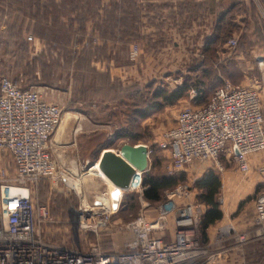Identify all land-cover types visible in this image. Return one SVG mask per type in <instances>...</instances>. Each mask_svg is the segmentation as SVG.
Masks as SVG:
<instances>
[{"label":"rangeland","instance_id":"obj_1","mask_svg":"<svg viewBox=\"0 0 264 264\" xmlns=\"http://www.w3.org/2000/svg\"><path fill=\"white\" fill-rule=\"evenodd\" d=\"M17 1L0 0V78L7 77L16 80L21 87L33 89L41 95L43 100L57 105L60 109V122L62 115L69 113L84 118L89 124L97 127L92 132V142L87 147L89 157L85 166L90 164L102 147L117 148L124 142L141 143L147 147L151 161L155 164L153 172L157 175L167 174L168 159L165 152L158 148L157 141L160 134L172 124L175 113L179 109L195 106L196 103L192 101L194 97L192 100H188L190 92H194V89L189 87L185 97L172 105H164L158 111H149L148 116L144 118L136 117L131 123V132L136 135L135 140L118 139L115 136L116 127H120L123 121L120 113L126 109L121 104L118 105V100L123 96L125 89L139 88L144 91L146 87L152 89L161 86L171 89L180 85L183 77L188 75V67L205 60L204 55L200 53L205 31L203 30V35L198 34L195 28L189 26L187 20L178 23L168 21L157 26L158 29H155L157 32L151 36L148 33V27L144 28L143 26V23L147 24L148 21L143 22L141 19V6L137 8L139 9L137 15L134 11L133 27L126 24L125 10L127 7L132 8L135 4L138 6V0H114L117 2L116 9L119 14L117 20L119 22L118 27L113 29L115 35L110 37L120 43L121 47L118 53L120 58L114 62V65L119 67V73L115 76H109L107 73L98 71L101 61L104 62L105 60L104 58L100 59L101 53L97 54L92 49L98 45L97 42L100 40L98 37L101 36L94 29L92 20L94 15L85 16V31L93 32L92 38H90L91 45H89L86 37L90 34L81 38L79 34L76 35L49 23L31 19L30 15L34 13V7L22 9L20 4L29 6L33 2L31 0ZM41 1L43 4H54L59 12H62L60 10L68 12V10L73 9V14L85 15L87 10L93 11L95 8L94 4H91L92 0L83 1L85 4L76 3V0ZM262 1L245 0L246 4H250L254 9L255 19L250 15L246 22H240V29L231 34L228 39L234 38L236 40L234 47L227 44L228 39L224 43L219 44L217 42L216 57L206 62L213 71V77L201 78L205 88L202 97L203 102L212 89L222 83L225 68L229 69V66L224 67L222 65L227 59H221V54L228 55L234 51L239 41L246 42V39L252 36L256 37V42L259 45L261 40H264ZM94 2L97 5V2ZM80 7L83 10L78 11ZM243 12L241 9L237 13L243 16ZM136 18L139 20L136 21ZM247 26L251 27L254 35L248 34L250 27L247 29ZM28 37H30L29 40ZM155 40L157 41V48L153 49L150 43L153 44ZM132 42L138 45V55L134 61L128 58V50ZM89 46H92L90 53H85L83 48ZM255 61L260 62L259 65L264 68V62L261 58ZM138 107L141 108V105ZM51 137L52 135L50 139ZM7 161L6 154L0 152V168H4L9 175L11 170ZM51 161L54 166V173L51 177L38 178L27 183L34 206L43 205L47 208L49 221L39 225L40 233L46 240L75 249H85L89 243H95L100 249L117 250L121 248L123 242L131 238V233L124 228L129 220L140 214L148 219L152 217L155 206H141L144 201L139 200L138 196L132 199L128 196L121 210L119 209L120 211L118 210L119 212L114 216V213L109 215L102 221V225L96 228V234L88 235L91 232H87L84 235L77 228L76 210L78 205L82 200L91 208L100 205V198L106 189L99 178L104 180L110 190L113 185L100 172L95 174L97 178L91 175L81 176L84 169L82 171L61 170V168L55 167L52 158ZM192 165L197 166L195 163ZM201 165L204 166L203 169L209 168V166L214 167L209 162ZM223 166L221 170L214 167V172L220 181L217 200L223 187L229 183L236 185L237 182H241L245 183L242 188L232 187L231 190L238 191L239 197L243 199L241 209L251 207L255 196L264 185L257 188L255 184L252 189L246 181L249 171L242 173L237 171L234 166ZM182 172L184 179L177 184L186 185L189 190V200L197 201V190L193 185L196 178L202 174L201 171L196 174L193 170ZM251 175L255 177V180L262 182L256 173H251ZM69 179L79 183L80 192L69 185L67 182ZM96 219H100V216H96ZM220 223L215 228L226 222ZM225 226L227 225L221 226L222 230ZM214 237L211 238L210 242L214 240ZM227 237L220 238L213 248L223 246L222 244H231L238 251L233 240L227 239ZM210 242L204 244H210ZM211 246L212 244L209 245V250ZM222 249L225 248L210 250L211 254L206 262L224 264L226 257L223 258ZM233 254L231 264H242L243 259L236 258L237 253L234 252ZM225 263L228 264L229 262L225 261ZM245 263L254 264L253 260Z\"/></svg>","mask_w":264,"mask_h":264},{"label":"built area","instance_id":"obj_2","mask_svg":"<svg viewBox=\"0 0 264 264\" xmlns=\"http://www.w3.org/2000/svg\"><path fill=\"white\" fill-rule=\"evenodd\" d=\"M227 44L234 47L236 40L230 38ZM137 55L138 46L132 42L128 58L134 61ZM190 93L193 98L194 92ZM59 122L57 105L43 100L35 90L21 87L16 80L0 78V152L6 154L11 170L8 175L0 168V264H204L207 261L211 249L209 244L199 241V207L189 200L188 187L183 184L164 191V199L155 206L150 219L140 214L125 224L132 237L120 249L103 252L95 243L75 249L46 240L39 225L49 221V214L45 206H34L27 183L53 175L47 145ZM157 146L167 156V174L186 168L196 174L206 162L221 170V155L233 162L239 172H247L246 156L264 150V119L257 92L222 81L203 104L179 109L173 123L160 134ZM146 151L148 154L147 147ZM90 170L94 174L99 172L96 164H89L86 171ZM257 171L264 180V161ZM141 173L134 185L130 180L126 190L115 186L108 190L99 178L106 189L102 193L105 203L101 200L100 205L91 208L80 202L76 210L80 232L96 234L102 221L121 208L123 192L140 191ZM143 205L147 206L145 202ZM166 229L170 230V239L155 235ZM219 231L210 245L222 236H228L237 247L251 240H264V190L255 196L250 230L237 232L225 226L223 235Z\"/></svg>","mask_w":264,"mask_h":264},{"label":"trees","instance_id":"obj_3","mask_svg":"<svg viewBox=\"0 0 264 264\" xmlns=\"http://www.w3.org/2000/svg\"><path fill=\"white\" fill-rule=\"evenodd\" d=\"M18 2L17 0H11V2ZM85 0H76V3H83ZM97 2V5L95 2ZM33 4H20L22 9H27L28 7H34V13L31 14V19L39 20L43 23H49L51 25L57 26L59 28L71 31L76 35L82 38L86 34H90L87 36V43L90 44V38L93 34L92 31L86 32V15H94L95 20L93 21L94 29L101 36L99 37L102 45H96L94 48L95 53L104 54L105 53V45L104 43L109 40H115L110 37L111 35H115L113 29L118 27L117 20V9H116V1L114 0H92L91 4H94L93 11L87 10L85 15L83 14H73V9L68 10H60L59 12L56 6L52 3L43 4L41 0H31ZM90 5V4H89ZM262 7L264 8V0L262 1ZM214 7V16L213 20L209 27L204 28L203 30L206 32L205 37L200 46L201 54L204 55L203 62L191 64L188 67L187 76L183 77V81L180 85L174 86L171 89H167L161 86H156L152 89L146 87L144 91L139 88L125 89L123 90V96L118 100V105L124 106L126 109L123 110L120 114L123 117V121L121 126H117L115 129V136L118 139H129L135 140L136 135L132 134V121L137 118H144L148 116L149 111H158L164 105H172L176 101L183 99L187 93L189 87L194 89L195 96L194 102L198 104H203V95L205 93L204 82L202 81V77L212 78V70L207 65L208 60L216 57L215 48L217 42L224 43L235 31L240 29V22H246L250 15L253 19H255L254 9L250 4H246L245 0H216ZM183 9H186V13H183V18L173 23H178L182 20H187L190 26V16L192 13L193 17L204 15L205 4L204 2H198L196 4L187 3L182 6ZM190 8L192 10H190ZM127 9L125 10V20L127 21L126 15L128 14ZM243 10L244 14L240 17L239 20L236 19L239 10ZM83 10L80 7L81 11ZM250 12V13H248ZM130 13V12H129ZM249 15V16H248ZM84 16V17H83ZM64 18V20H62ZM127 24V22H126ZM128 25V24H127ZM130 27V26H129ZM250 26H247V29ZM77 28V29H75ZM251 27L249 28V30ZM76 30V31H75ZM199 30H197V33ZM201 32V31H200ZM132 33V31H131ZM259 34V33H258ZM203 35V34H202ZM116 41V40H115ZM156 41V40H155ZM154 42V41H153ZM157 42L151 44L153 49L157 48ZM136 44V43H135ZM137 45V44H136ZM138 46V45H137ZM91 47L83 48L85 53H90ZM89 49V50H88ZM25 88V87H23ZM148 88V90H147ZM195 104V105H196ZM141 105V108L138 107ZM143 107V108H142ZM95 158L91 160L90 163L94 162ZM155 164L153 161L150 162L149 167L143 171L140 175V191L132 190L125 191L122 193L121 197V208L124 206L126 202V198L128 196L135 198L138 196L139 200L144 201L147 206H156L164 199V191L172 188L179 182H182L184 179V173L182 171L185 170H177L172 172L171 174H161L157 175L153 172ZM186 172V171H185ZM201 175L196 178L194 181V187L197 190L196 198L197 201H193L199 207L198 214V224L197 231L199 236V241L201 244L207 243V232L208 230L221 219V210L219 208V202L217 201V194L219 192L220 181L219 177L214 172V167L209 166V168L205 167L201 171ZM120 208V210H121ZM155 208V207H154ZM119 210V211H120ZM119 211L113 214L116 215ZM133 219V218H132ZM130 221V220H129ZM87 234L84 233V235ZM88 235H92V233H88ZM257 242H264V240H259ZM254 245V243H246L241 247V250H248ZM103 252H110L104 249H101ZM113 251V250H112ZM260 264H264V260L260 261Z\"/></svg>","mask_w":264,"mask_h":264},{"label":"crops","instance_id":"obj_4","mask_svg":"<svg viewBox=\"0 0 264 264\" xmlns=\"http://www.w3.org/2000/svg\"><path fill=\"white\" fill-rule=\"evenodd\" d=\"M187 1L193 4L204 2L206 6L204 15L193 17V14L190 13V26L195 28L196 30H199L198 34H202L203 29L208 27V25H210L213 20V4H215L216 0H138V6L135 4L132 6V8L127 9L128 14L126 15V22L130 27H133L134 11L137 15L139 11V9L137 8L141 6V19L143 22L148 21L147 24L143 23V26L144 28L146 26L148 27V33H150V35L152 36L157 32V30H155L158 29L157 26H161L168 21L176 22L183 18L182 16L183 13H186V9H183L182 6L185 5ZM190 10L192 9L190 8ZM240 17L241 15H237L236 19L239 20ZM94 19L95 17L92 20L94 21ZM138 20L139 18H136V21ZM248 34L254 35V31L250 29ZM97 44L102 45L101 40H98ZM104 45L105 53L100 55V59L104 58L105 61H101V65L98 68V71L101 73H107L109 76H115L117 73H119V67L117 65H114V62H116L120 58V54L118 53L120 51L121 44L111 39L109 41H106ZM258 58H261L264 62V40H261L260 45L256 42L255 36L247 38L246 42L239 41L233 52L225 56L221 54V59H227V61L223 62L222 65L224 67L229 66V69L225 68L226 72L224 71L225 74L223 75L222 79L223 81H228L234 85H242L254 89L259 97L261 113L264 119V68L259 65L260 62L255 61ZM219 85H216L215 87ZM191 99L193 98H190L189 95L188 100ZM192 101L194 102V100ZM96 129L97 127L89 124L86 119L80 118L75 114L64 113L62 115L61 122L58 124V127L52 134V137L49 141L50 143H48L47 145V151L51 156L53 162L55 163V167H59L58 169L61 168V170L64 169L69 171H82L84 169L82 175H91L97 178L96 175L86 174L87 171H85L88 166H85V163L88 162L89 157L87 153V147L89 143L91 144L93 137L92 132H94V130ZM104 148L115 149L116 147H102L94 157L95 160L98 157L100 151ZM147 158L149 167L151 162L149 153L147 154ZM246 160L248 163L247 172L249 171V176L246 179L247 184H249L252 189L255 184V187L257 188L262 187L264 185V180L258 173L257 166L262 161H264V150L248 154L246 156ZM220 162L222 163V167H224L223 165H227L234 166L236 169V165L230 160H226L222 155L220 156ZM184 170L187 172L189 169L186 168ZM251 173H256V175L262 182L255 180V177L252 176ZM243 185H245V183L237 182L236 185L229 183L225 187H223L221 195L217 200L219 202V208L222 213L221 219L208 230L207 243L210 242L211 238H213L220 229L221 230L219 231V234L223 235L225 233V231L221 228V226H223L224 224L230 226L237 232H242L244 230L248 231L250 230V228H252L254 200L251 207L241 209V201L243 199L239 197L238 191L231 190L232 187L242 188ZM262 190H264V186L262 187V189H260L259 192H261ZM222 221H225L226 223H223L222 225L215 228L217 224ZM169 231L170 230L166 229L164 231L155 233V235L163 239H170ZM222 237L225 238V236ZM257 241H249L250 243H254V245H252V247L248 250H245L244 247L242 250H240V247H237L238 251H236V249H234L235 247L231 246V244H222L223 246L220 245L221 247L217 246V248H213V246L215 245L214 243V245L212 244L211 246V251L218 250V248H225L222 249L221 252L224 255L223 258L226 257L224 258V264H226L225 261H228V264L232 263L234 252L237 253V255H235L236 258L243 259L242 264H246V261L252 262V260L254 264H258L262 259L264 260V242ZM204 264H209V262H205Z\"/></svg>","mask_w":264,"mask_h":264},{"label":"water","instance_id":"obj_5","mask_svg":"<svg viewBox=\"0 0 264 264\" xmlns=\"http://www.w3.org/2000/svg\"><path fill=\"white\" fill-rule=\"evenodd\" d=\"M92 164H96L97 170L112 185L126 190L134 173H141L148 167L146 147L141 143L124 142L115 149L104 148Z\"/></svg>","mask_w":264,"mask_h":264},{"label":"bare ground","instance_id":"obj_6","mask_svg":"<svg viewBox=\"0 0 264 264\" xmlns=\"http://www.w3.org/2000/svg\"><path fill=\"white\" fill-rule=\"evenodd\" d=\"M58 127V126H57ZM86 174H94L93 173V171L92 170H90V171H87V173ZM139 174V172L138 171H136L135 173H134V175H133V178H132V185H134L135 183H136V180H137V178H138V175ZM95 175V174H94ZM80 176V175H79ZM81 176H82V174H81ZM68 183H69V185L74 189V190H76L77 192H80V185H79V183L77 182V181H72V179H69L68 181H67ZM114 186V185H113ZM108 190H110L109 188H108ZM100 200H102L104 203H105V198L104 197H101L100 198ZM82 202H83V200H82Z\"/></svg>","mask_w":264,"mask_h":264}]
</instances>
